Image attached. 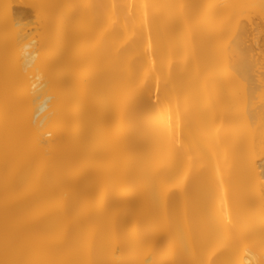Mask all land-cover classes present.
I'll return each instance as SVG.
<instances>
[{"label": "bare ground", "instance_id": "1", "mask_svg": "<svg viewBox=\"0 0 264 264\" xmlns=\"http://www.w3.org/2000/svg\"><path fill=\"white\" fill-rule=\"evenodd\" d=\"M0 264H264V0H0Z\"/></svg>", "mask_w": 264, "mask_h": 264}]
</instances>
